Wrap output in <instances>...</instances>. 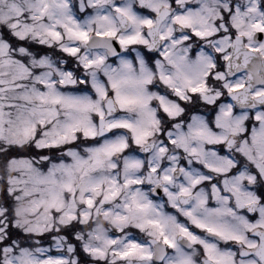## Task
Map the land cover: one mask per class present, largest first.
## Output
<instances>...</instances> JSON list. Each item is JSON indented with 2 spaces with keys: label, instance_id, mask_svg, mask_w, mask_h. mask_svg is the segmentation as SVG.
<instances>
[{
  "label": "snow or ice",
  "instance_id": "1",
  "mask_svg": "<svg viewBox=\"0 0 264 264\" xmlns=\"http://www.w3.org/2000/svg\"><path fill=\"white\" fill-rule=\"evenodd\" d=\"M0 264H264V0H0Z\"/></svg>",
  "mask_w": 264,
  "mask_h": 264
}]
</instances>
